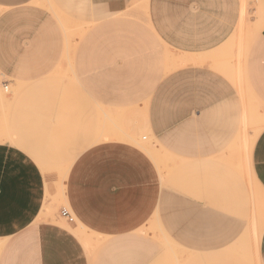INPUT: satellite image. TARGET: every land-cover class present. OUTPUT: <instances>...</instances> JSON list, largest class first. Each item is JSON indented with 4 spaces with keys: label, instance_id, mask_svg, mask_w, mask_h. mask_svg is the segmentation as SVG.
Returning <instances> with one entry per match:
<instances>
[{
    "label": "rangeland",
    "instance_id": "rangeland-1",
    "mask_svg": "<svg viewBox=\"0 0 264 264\" xmlns=\"http://www.w3.org/2000/svg\"><path fill=\"white\" fill-rule=\"evenodd\" d=\"M31 5L45 10L43 30L51 39L49 46L43 40L36 54L59 50L65 56L66 73H62L61 61L47 63L46 74L34 80L13 79L0 72V140L10 146H14L10 140L15 137L18 142L24 136L35 140L31 142L38 152L34 161L44 179L49 176L54 185L53 195L42 207V221L69 232L77 229L76 218L72 227L60 217L61 208L70 210L62 200L63 183L68 178L65 171L75 161L81 141H109L113 124L109 110H78L83 99L88 102L93 96L79 93L78 64L73 61L77 55L99 60L86 63L85 83L86 88L104 90L110 85L111 63L106 61L110 55L115 83L121 79L138 86L143 65L151 77L168 74L180 68L176 59L184 50L218 42L221 44L207 53L211 56L207 62L229 80L242 108L239 125L230 135L231 157L199 159L192 164L181 160L180 167L173 166L174 160L163 161L162 191L148 220L125 237L94 233L99 235L95 236L97 242L91 238L89 245L75 236L86 264H262L255 256L254 236L261 221L264 223V190L255 186L248 159L264 129L256 135L261 119L264 125V106L245 84L237 49L242 39L248 44L252 35L262 31L264 26L259 28L257 22L264 19V5L258 0H132L125 12L113 16L95 14L86 0H34ZM111 18L119 19L112 38ZM217 22L228 23L229 30L210 29L216 28ZM206 23L209 29H202ZM62 85L68 87V94L55 93ZM134 91V130L125 134L140 150V145L147 147L151 141L143 138L148 133L140 118L146 101L137 87ZM102 94L104 102L108 95ZM20 108H32L38 125L16 126L15 117L24 113ZM47 118H54L52 125H44ZM243 232L248 237L239 246ZM257 241L259 246L260 238Z\"/></svg>",
    "mask_w": 264,
    "mask_h": 264
},
{
    "label": "crops",
    "instance_id": "crops-1",
    "mask_svg": "<svg viewBox=\"0 0 264 264\" xmlns=\"http://www.w3.org/2000/svg\"><path fill=\"white\" fill-rule=\"evenodd\" d=\"M33 1H0V72L13 79H39L46 74L47 63L58 61L63 62L62 73H66L65 56L59 50L56 54H36L41 42L44 40L49 46L51 39L43 30L46 12L31 5ZM86 1L95 14L113 16L125 12L132 0ZM258 1L264 5V0ZM118 21L111 18L108 23L111 38ZM206 25L202 29L229 30L228 23L217 22L216 28ZM160 29L165 30L157 28ZM261 30L247 50L248 44L242 39L237 51L242 59L245 84L254 99L264 106V27ZM220 44L184 50L176 59L180 68L168 74L157 73L151 77L149 73L146 75L143 65L138 86L121 79L115 83L113 55H110L106 60L111 63L110 85L104 90L97 86L86 88L85 83L86 63L99 60H87L85 54H78L73 61L78 64L79 93L93 96L88 102L83 99L78 110L105 109L113 118L109 141L98 144H92L91 139L81 141L75 161L65 171L68 178L63 183L62 200L70 210H61L71 212L78 220V227L71 233L42 221L40 213L53 195L54 185L49 176L44 179L34 161L38 152L33 150L31 142L35 140L24 136L18 142L15 137L10 140L14 146L0 140V264H86L84 251L76 238L89 245L91 238L97 242L95 236L99 235L94 233L125 237L148 220L162 191L160 167L163 161L174 160L173 166L180 167L181 160L192 164L199 159L230 158V135L239 125L242 108L229 80L207 62L211 57L207 53ZM43 63L44 66H40ZM136 87L146 101L140 118L148 136L142 137L151 141L147 147L140 145V150L133 146L136 142L131 136L125 134L134 130ZM55 93L68 94V87L62 85ZM102 93L108 95L104 102ZM20 110L24 113L19 119L15 117L16 126L38 125L32 108ZM47 119L44 125H52L54 118ZM116 119H120V123H114ZM262 121L257 124L256 135L264 127ZM249 158L252 178L264 190V129ZM68 225L74 227L75 223ZM259 259L264 264V226Z\"/></svg>",
    "mask_w": 264,
    "mask_h": 264
},
{
    "label": "bare ground",
    "instance_id": "bare-ground-1",
    "mask_svg": "<svg viewBox=\"0 0 264 264\" xmlns=\"http://www.w3.org/2000/svg\"><path fill=\"white\" fill-rule=\"evenodd\" d=\"M261 20V19H260ZM262 20H264L263 18H262ZM260 21V23H259V21L257 22V24H258V26H259V28L261 27H263L264 26V24H261V23H264V21ZM260 24V25H259ZM255 35L256 34H254V35H252L251 36V38L248 40V45H247V47H246V50L248 49V46H249V44H250V42L252 41V39L255 37ZM242 48V47H241ZM241 50V49H240ZM244 50V49H243ZM243 52V51H242ZM241 55V54H240ZM244 56V55H243ZM4 87V86H3ZM5 89V88H4ZM262 126V125H261ZM258 132V131H257ZM248 162H250V161H248ZM254 181V184H255V186L256 187H258L259 188V185H257V183L255 182V180H253ZM259 189H261V188H259ZM234 215H237L238 216V214H236L235 212H233V216ZM253 222H255V221H253ZM262 223H261V225H260V228H261V230H260V232H259V229L260 228H258V230H256V232H255V236H254V240L256 241V246H255V249H256V254H255V256L257 255V259H259V246L257 245V240H258V238H260V236H261V232H262V229H263V226H264V223H263V221H261ZM263 225V226H262ZM245 231H246V228L244 229ZM245 235H246V237H245ZM248 237V234H246V232H243L242 233V235H241V237H239V240H238V245L240 246L241 245V243H242V241L244 240V239H246ZM252 241V240H251ZM253 246V245H252ZM254 249V250H255Z\"/></svg>",
    "mask_w": 264,
    "mask_h": 264
},
{
    "label": "built area",
    "instance_id": "built-area-1",
    "mask_svg": "<svg viewBox=\"0 0 264 264\" xmlns=\"http://www.w3.org/2000/svg\"><path fill=\"white\" fill-rule=\"evenodd\" d=\"M60 217L69 224L75 222V218H74L73 214L66 209L61 210Z\"/></svg>",
    "mask_w": 264,
    "mask_h": 264
}]
</instances>
